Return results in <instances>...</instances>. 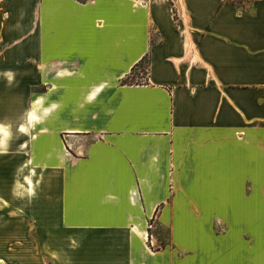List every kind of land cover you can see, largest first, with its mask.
I'll list each match as a JSON object with an SVG mask.
<instances>
[{
  "label": "crops",
  "instance_id": "0c3cea01",
  "mask_svg": "<svg viewBox=\"0 0 264 264\" xmlns=\"http://www.w3.org/2000/svg\"><path fill=\"white\" fill-rule=\"evenodd\" d=\"M0 18V48L53 50L30 108L0 59L1 250L36 226L53 264H264V0H0Z\"/></svg>",
  "mask_w": 264,
  "mask_h": 264
},
{
  "label": "rangeland",
  "instance_id": "374dc122",
  "mask_svg": "<svg viewBox=\"0 0 264 264\" xmlns=\"http://www.w3.org/2000/svg\"><path fill=\"white\" fill-rule=\"evenodd\" d=\"M230 2L231 0H225ZM255 0H235L234 4L238 8H246L249 3ZM140 2V1H139ZM143 3V1H142ZM12 21V18H7ZM6 22L7 20L0 18ZM16 21V20H15ZM4 24V23H3ZM4 46L0 48V59L5 61L7 68L14 75L9 82L8 90L13 95L25 93L26 108L36 104L34 100L49 98V93L53 88V50L42 49L37 44L40 39L45 42L50 35L40 36L35 34H7ZM25 41L27 48L19 49L18 40ZM159 37L153 32V42H157ZM149 74V62L141 64L132 77L134 83L143 82ZM24 80V82H23ZM5 84V83H4ZM2 85L6 87V85ZM1 88V86H0ZM40 99V100H41ZM35 102V104H34ZM41 103V102H39ZM44 130V129H43ZM45 132L42 131L41 134ZM153 234L158 235L164 244H168L171 230L167 227L155 225ZM152 231V230H151ZM53 234V232H52ZM161 241L156 248H161ZM0 249V260L5 264H53V235L50 236L49 230L36 226H27V240L24 242H10Z\"/></svg>",
  "mask_w": 264,
  "mask_h": 264
},
{
  "label": "trees",
  "instance_id": "16d2710c",
  "mask_svg": "<svg viewBox=\"0 0 264 264\" xmlns=\"http://www.w3.org/2000/svg\"><path fill=\"white\" fill-rule=\"evenodd\" d=\"M234 1H235V0H231L230 2H231L232 4H234ZM234 5H236V4H234ZM146 61H148V58H145L140 64H138V65L132 70V73H131L127 78H125V79L122 81L123 85H132V84H135V83L132 81V77L135 75L136 70L141 66V64L145 63ZM153 223H154V220L151 221V225H153ZM150 234L152 235V231H151V230H150ZM170 236H171V233H170ZM160 241H161V240H160ZM161 243H162V241H161ZM168 244H169V243H168ZM168 244H164V243H162L161 248L157 249V251H161V250L166 249L167 246H168Z\"/></svg>",
  "mask_w": 264,
  "mask_h": 264
},
{
  "label": "clouds",
  "instance_id": "9594fccd",
  "mask_svg": "<svg viewBox=\"0 0 264 264\" xmlns=\"http://www.w3.org/2000/svg\"><path fill=\"white\" fill-rule=\"evenodd\" d=\"M101 91H102V89H101ZM93 100L95 99V96L92 98ZM53 107L55 108L56 107V105H53Z\"/></svg>",
  "mask_w": 264,
  "mask_h": 264
},
{
  "label": "bare ground",
  "instance_id": "6f19581e",
  "mask_svg": "<svg viewBox=\"0 0 264 264\" xmlns=\"http://www.w3.org/2000/svg\"><path fill=\"white\" fill-rule=\"evenodd\" d=\"M0 261H2V260H0ZM2 264H5L4 261H2Z\"/></svg>",
  "mask_w": 264,
  "mask_h": 264
},
{
  "label": "snow or ice",
  "instance_id": "6c2138e0",
  "mask_svg": "<svg viewBox=\"0 0 264 264\" xmlns=\"http://www.w3.org/2000/svg\"><path fill=\"white\" fill-rule=\"evenodd\" d=\"M0 264H2V261H0Z\"/></svg>",
  "mask_w": 264,
  "mask_h": 264
}]
</instances>
